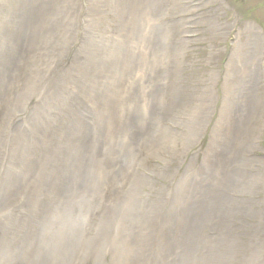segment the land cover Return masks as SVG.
I'll return each mask as SVG.
<instances>
[{
    "label": "rangeland",
    "instance_id": "obj_1",
    "mask_svg": "<svg viewBox=\"0 0 264 264\" xmlns=\"http://www.w3.org/2000/svg\"><path fill=\"white\" fill-rule=\"evenodd\" d=\"M44 4L45 7L48 6L51 9L49 14L47 12L48 10H46L47 15L43 12L40 14L39 11L44 7ZM171 6L173 8H171ZM12 7L14 9V14L9 13ZM0 9V22L2 23L0 25V57H2L8 49L13 48V60L7 68V70L10 68L8 71L10 74L3 75L2 79L4 82L0 84V264H137L139 255L136 253V250L137 248L140 249V244L138 245L134 240L135 234L139 237L152 230L150 227H153V223H156L154 220L159 218L158 214L164 211L168 203H171L172 196L169 195V193L172 192L173 194L174 188H176L174 190L175 192L179 191V188L183 186V179L188 177L186 175L187 170L191 167L195 168L199 165H205L204 158L209 146L212 147L209 152L211 153L213 150L211 165H213V162L219 157L220 153L218 152H221L219 150L225 149L220 141L224 138L223 136L212 138L217 121L225 108H228V111H234L236 108L235 112L242 113V100L238 99L236 93L234 94L233 78L227 75V68L232 58L237 54L238 46L246 42L248 27L256 26L264 38V0H98L97 3L96 0H32L31 2L28 0H0ZM116 10L118 11L116 12ZM29 11L33 12V29H31L32 31H25L20 24H26H23V19ZM40 16H42V18ZM196 19L199 20L195 21ZM64 20H68L67 23ZM179 20H182V22H178ZM215 22L219 27L220 37H212V34L215 35L216 33L213 32L210 34V32H208L209 26L215 25ZM183 23L186 25L185 28L187 27L185 29L186 32L182 30ZM36 25L37 27H34ZM48 27L53 28L56 32H49V34H47L46 28ZM177 27H181V29H179L180 31H175ZM22 39L24 41L19 45ZM70 42L73 45L70 46ZM64 44H66V47L70 46V49L68 48L66 52L65 49L62 50ZM105 44L106 46H104ZM114 44L117 45L115 46ZM95 47L97 48L95 49ZM91 48H93L94 51ZM119 48L122 50H119ZM163 48H165V51ZM51 49L62 51L61 55H59V57L55 56L51 60V56L48 52ZM37 50L41 52L44 51L40 54L41 56H39H43V59L50 62V67L52 66V69L55 68L58 63L59 72L66 76H68L69 72L73 69L72 65L78 53L87 51L85 53L98 55L100 57L104 55V63H107L106 66L108 67V71L103 72L101 76V87L103 86L105 89L102 88L103 92L110 93L111 97L114 99L117 109V122L122 129L114 136L104 139V141H99L93 137L87 138L84 144L81 154L83 157H89L91 160L92 170L94 169V174H97H95V177L98 184L95 188V192H92L89 199L85 200V205L76 208V214L80 219L84 220L92 216L89 220V225L87 227H81L80 224H77L78 221L80 223V220L76 221L77 219H73V217L69 218L70 224L73 226L71 229H74L72 233L69 231L70 229H66L64 220L57 218L55 224L51 222L50 225L44 226L47 233L40 236V223L43 221L48 208L44 206V197H42L41 206H38L39 208L37 207L39 210H36L32 204L33 196L38 186V177L37 170L31 171L29 165H34L33 163H36L35 160L43 164L42 161L53 158L57 166L63 164L61 157L64 159L65 163L69 156L66 146L61 145L54 138L55 132L59 130L60 125L65 120L61 118L63 111L60 110L52 100L55 94L54 92H56V86L52 84L57 82L58 76L49 81V87L54 89L53 93H48L41 99L37 97L29 99L30 96L38 92L42 77L47 74L48 71L52 70L50 67V69L46 68L47 70L28 69L35 61L37 55L35 52H37ZM261 54L264 59V39L262 41ZM124 58L127 59L125 62L126 64L124 63ZM236 59L237 58H235V60ZM157 67L161 71L160 74L156 73L155 69H157ZM25 69L26 72H24ZM35 71L37 73H35ZM29 72L31 74H29ZM148 75L150 76V83L146 82ZM155 76H157L159 81L155 80ZM30 78L32 79L30 80ZM141 79H143L142 82ZM113 80L115 83H113ZM18 83L21 85L19 86ZM70 83H72V81ZM261 84H264V73L262 74ZM260 86L258 90H261L258 91V94H260L259 96L262 98L264 87L262 88V86ZM106 87H109V89ZM148 89L151 90L149 97L144 93V91ZM113 90L116 92L112 93ZM254 93H252V95ZM197 97L198 100L193 102ZM251 97L254 99L255 96ZM69 98L74 99V96L71 95ZM51 113H55V116L52 119H47L46 117L50 116ZM256 114L257 113H255L253 109L249 112V116H255ZM40 116L44 117L45 127L47 126L46 129H48L46 133L42 132V135L39 137V142L41 141L40 144L35 145H41L44 146V148L40 153L35 152V160H33V158L31 160V146L33 143L32 130ZM133 117L136 121L138 120L136 125L132 122ZM255 117H258L257 124H260L262 120H264V112H260V114ZM83 119L87 125L91 124L87 117ZM201 122L204 123V126L203 134L199 138L200 140L198 143L196 142L193 144L194 146L192 145L190 147L188 144V146L184 148L186 149L185 152H183L182 147L186 135L191 133L193 124ZM130 127H132L131 131ZM144 130L148 131L144 133ZM108 141L112 142L110 143ZM213 143L216 145H213ZM257 146L258 147L251 152L250 156L261 157V159H263V166L261 167L263 178V132L260 133V140ZM118 147H121L120 151H123L122 149L124 147L129 149V151L128 153L125 151L124 156L121 157L120 160H118V154L112 156L111 164L106 165L104 163V157L111 154L114 149ZM102 150H104L105 153ZM138 153L140 155H138ZM238 154L237 152L235 158L236 162H238V164H235L238 165V171L242 172L244 170L252 173L250 167H245V164L239 162ZM99 158L101 160H99ZM232 158V156L229 157L226 164L230 163ZM217 162L216 160L214 165L217 164ZM252 163L251 165H253ZM131 164H133V167ZM235 165L233 164L231 166L235 167ZM58 171L62 170L60 169ZM152 172H154V174H152ZM3 177L6 178V180ZM57 177L58 172H56V178ZM56 178L54 176V179ZM98 179L100 181H98ZM119 183L123 184L120 185ZM31 184L32 186H30ZM60 186H58V188ZM262 186L263 194L259 192V187H257L254 192H251L252 190L250 191V195L253 193L251 196L248 195L247 192L245 194L242 193L245 200L251 199L254 202V209L259 207L258 202L262 197L264 200V182L261 183V187ZM180 190L184 192V187ZM119 191L120 194L116 197ZM49 192L51 197L48 195L46 196L50 197L52 200L54 192L51 189ZM189 192H191L190 189ZM149 203L150 205H157V207L162 208L156 214L157 216L152 215L155 213V210L151 212V216L149 215L147 217L149 218L147 222V218L142 220L140 216L144 214ZM112 205H120L121 207H119L124 214V218L120 223L126 227V230L122 232L121 229L119 244H116V241L111 237L107 238L99 235V233H96L98 229H94L96 225L97 228H99V225L103 221L105 225L109 221L114 220L110 216L114 210ZM106 209H108L109 212L108 210L106 211ZM150 210H148L147 213ZM262 210L264 212V206H262ZM34 212L35 214L33 215ZM42 213L44 214L42 215ZM61 215L67 218L66 211ZM131 218H133L131 223L140 222L136 224L135 229L128 225ZM72 221H74V223H72ZM243 222H245L247 226L250 224L249 227L253 230L257 231V229H262V231L257 232V236L259 235L261 237L260 239L264 240V214L260 215L259 220L258 218L252 220L245 218L242 220V223ZM233 223L236 224L237 228L241 226L238 222ZM233 239L237 245V258L232 264H246L244 260L249 254L247 250L249 238L241 234L239 230H235ZM107 240V244L102 250H99L97 248L100 246L99 243L102 244ZM48 243L50 246H48ZM262 243L264 245V242ZM251 244H253V241L249 243V245ZM140 251L144 253L143 247ZM183 251L184 247L176 249L173 255L168 254V260L175 259V254H181ZM262 254H264V247L260 255ZM199 257L202 256L198 255V258ZM234 258L235 257H233V259ZM260 258L262 259L258 264H264V255L258 257V259Z\"/></svg>",
    "mask_w": 264,
    "mask_h": 264
},
{
    "label": "bare ground",
    "instance_id": "obj_2",
    "mask_svg": "<svg viewBox=\"0 0 264 264\" xmlns=\"http://www.w3.org/2000/svg\"><path fill=\"white\" fill-rule=\"evenodd\" d=\"M28 1L31 2L32 0H28ZM57 1H59V0H57ZM75 1H79V0H75ZM97 1L98 0H96V3H97ZM132 2H134V1H132ZM8 3H10V2H8ZM94 3H95V1H94ZM5 4H7V3H5ZM45 4L43 5L44 7H42L41 10H39L40 14L42 12L45 13L46 15H47V12H48V14L50 13V11H51L50 7H48V6L45 7ZM96 5H98V4H96ZM109 5H110V3H109ZM58 6H59V4H58ZM171 8H173V7L171 6ZM13 10L14 9L12 7L11 12H9V13L14 14ZM46 10H48V11L46 12ZM112 10H114V9H112ZM117 11L118 10H116V12ZM147 13H149V12H147ZM32 16H33V12L32 11H29L25 17L23 16L24 17L23 24L24 23H26V24H24V25L20 24V26L25 31H30L31 29H33ZM23 17H21V18H23ZM40 17L42 18V16H40ZM91 17H93V16H91ZM198 20L199 19H196L195 21H198ZM64 21L67 23L68 20L67 21L64 20ZM143 22H144V20H143ZM178 22H182V20H179ZM1 24L2 23L0 22V25ZM185 26L186 25L183 23L182 30H184L186 32L185 29L187 27L185 28ZM16 27H17V25H16ZM34 27H37V25L34 26ZM223 27H221V28H223ZM224 28L226 30H228L226 27H224ZM179 29H181V27L180 28L177 27L175 29V31H180ZM46 31H47V34H49V32L50 33H52V32L55 33L56 32L51 27L46 28ZM247 31H248V36H247L246 42L243 43L241 46H238L237 54L234 56V58H232L229 66L227 68V75H229V77L231 76L233 78L234 94L236 93L238 99L242 100V109H241L242 113L235 112L236 108L234 109V111H228L227 110L228 108L227 109L225 108L223 110L219 120L217 121L216 128H214L215 131H214L213 136H212V138L213 137L217 138V137H220V136L224 137L220 141L222 142V144L225 147V149L219 150L221 152H218V153H220V155L216 159L218 161L217 164L214 165V163L216 161L215 160L213 162V165H211V162H212L211 157H212L213 150L210 153L209 151L211 150L212 147L209 146V148L207 149V153L205 155V158H204L205 165H199L198 167H195V168L191 167L190 169L187 170L186 175L188 177L183 179V186H182V187H184V192H183V190H180L182 187L179 188V191H175V192H174V190L176 188H174L173 189V194H172V192L169 193V195L172 196L171 203H168L167 207L164 209V211L163 212L161 211V213L158 214L159 218L158 219L156 218L157 220H154V221H156V223L155 224L153 223L154 226L150 227V228H152V230L149 231L148 233L144 234L143 236H139V237H137L136 234H135L134 240L138 243V245L140 244V249L142 247L144 249V253H141L140 249H138V248L136 250V253H138V255H139L137 264H211V263H213V264H232V262L235 261V259L237 258L236 257L237 245H236V243L234 242V239H233L235 230H239L241 234H244L245 236H247L249 238V240L247 242V250H248L249 254H248L247 258L244 260L246 264H258V262L262 259V258L258 259V257L264 255V254L260 255L261 252L263 251L264 245H263L262 242H264V240L260 239L261 237L259 235L257 236V232L262 231V229H257V231H256V230H253L251 227H249L250 224L247 226L245 222L242 223V220L245 219V218H249L251 220L258 218V220H259L260 219V215L264 214V212L262 210V206H264L263 197L258 202L259 207L257 209H254L253 208L254 207V202L251 199L245 200L243 198V194H242V193L245 194L247 192V194L250 195V191L252 190L251 192H254L257 187H259L258 188L259 192L261 194H263V189H262L263 186L261 187V183L264 182V179H263L264 177L262 178V173L263 172L261 173V171H262L261 167L263 166V164H262V160L263 159H261V157L250 156L251 152L258 147L257 143L260 140V133L261 132L264 133V120H262V122L260 124L259 123L257 124L258 117H255L256 115L258 116V114H260V112H264L263 111L264 110V94H263L262 98L259 96L260 94H258V91L261 90V89L258 90V87L260 85L262 86V88L264 87L263 86L264 84L263 85L261 84L262 74L264 73L263 72V70H264V59H263V56L261 54L262 41H263L264 38L262 37L260 30L256 26L248 27ZM185 32H183V33H185ZM208 32H210V34H212L213 32L216 33L215 35L212 34V37H214V36L220 37L219 27H218L216 22H215V25H210L209 26ZM11 36H12V34H11ZM13 36H15V35H13ZM50 37H51V35H50ZM58 37H60V36H58ZM28 38H30V37H28ZM101 39H103V38H101ZM23 41H24L23 39L20 40L19 45ZM64 42H65V40H64ZM165 42H168V41H165ZM91 43H92V41H91ZM160 44H162V43H160ZM47 45H49V44H47ZM65 45L66 44H64V46L62 47V50L65 49V52H66L68 50V48L71 45H73V44L70 42L69 43V45H70L69 47H66ZM9 46H10V44H9ZM93 46H91V47H93ZM104 46H106V44ZM108 46H109V44H108ZM43 48H44V46H43ZM93 48H91V49H93ZM96 48L97 47H95V49ZM185 48H187V47H185ZM112 49H113V47H112ZM163 49L165 51V48H163ZM12 50H13V48L8 49V51L6 53H4L2 57H0V84H2L4 82V80L2 79L3 75L5 76V75H9L10 74V72H8L10 70V68L8 70H7V68L9 66L10 62H12V60H13V56H12L13 52H12ZM86 50H87V48H86ZM119 50H122V49L119 48ZM90 51H92V50H90ZM93 51H94V49H93ZM27 52H29V51H27ZM43 52L38 51V50H37V52H35L37 54L36 57H35V61L33 62L32 65H30V67L28 69L33 68V69H37V70H42V69L44 70V69L50 67V62H48L46 59H43L42 58L43 56L40 57L41 56L40 54L43 53ZM48 52H49V55L51 56L50 59L52 60L55 56L59 57V55H61L62 51H59V50L57 51L55 49H51ZM85 52H87V51L80 52V53H78V55L76 53L77 56L74 55L76 57H75L73 65H72L73 69L69 72L68 76L62 75L59 72L60 70H59V64L58 63H57V66L55 68H53V69H52V66H51L50 68L52 70L48 71V73L45 74L42 77V79L40 81V87L38 86L39 90L37 89L38 92H36L32 96H30V98H29V99H31L33 97H37L38 99H41L44 95H47L48 93H51V92L53 93L54 89L49 87V81L52 78H55L56 76H58L57 82L52 84L53 86H56V92H54L55 94L53 95V99L52 100L59 107V109L63 111V114H62L61 118L65 119V120L63 121L62 119H60V120L63 121V123L60 125L59 130L57 132H55L54 138L58 141V143H60L61 145L66 146V148H67V150L69 152V156L67 157L65 163H64V159L61 157V160H62L63 164H60V165H57V166L55 165V160L53 158H50V159L47 158L48 160L42 161L43 164L41 162H39V161L34 159L35 152L36 153H40L41 150L44 148V146H41V145L40 146H35V145H39L40 144L41 141L39 142V137L42 135V132L46 133L47 129H48V128L46 129L47 126L45 127V119H44V117L43 116H40L39 118L37 117L38 120L36 122L35 127L32 130V135H33L32 141H33V143H32V146H31L32 147L31 148V155H32L31 156V160L33 158V160H35L36 163H33L34 165H29V166H30V170L31 171L32 170L33 171L37 170V177H38V179H37L38 180V186H37V189L35 190L32 204H33V206H34V208L36 210H39V209H37V207L41 206V200H42V197H44L45 198V205L44 206H46L48 208L47 211H46V214H45V216L43 218V221L40 223V226H41V228H40L41 235L40 236H43L45 233H47V230H46V228L44 226L50 225L51 222H53L55 224V221H56L57 218H61L62 220H64V222L66 223V229L67 228L70 229L69 231L71 233L74 232L73 231L74 229L73 230L71 229V227H73V226L70 224L69 218L73 217V219H77L76 221L80 220V223L78 221L77 224H80L81 227H87L89 225V220L92 218V216L89 217L88 219L82 220V219L79 218V216H77L76 208L81 206V205L82 206L85 205V200L89 199L90 194L92 192H95V188H96L98 182H97V179L95 177L96 173L94 174V172H93L94 169L92 170L91 160L89 159V157H83L81 152H82V150L84 148V144H85L87 138H93L94 137L95 139H97L99 141L100 140L104 141V139H108L109 137L114 136L118 131L122 130L121 127L119 126V123L117 122V109H116V106H115L116 104L114 103V99L111 97L110 93L103 92L102 91L103 86L101 87V76H102L103 72L108 71V67L106 66L107 63L106 64L104 63V61H105L104 60L105 59L104 55H103V57H100L98 55L88 54V53H85ZM92 53H94V52H92ZM145 54H146V52H145ZM120 55H122V54H120ZM163 55H162V57H163ZM62 56H63V54H62ZM44 57H45V55H44ZM46 58H47V56H46ZM235 58H237V59L235 60ZM62 59H64V58H62ZM142 59H143V57H142ZM126 60L127 59L124 58V63L126 62ZM60 62H61V60H60ZM72 66H70V67H72ZM237 66H239V67H237ZM158 67L155 70H156V73L160 74L161 71H160V69H158ZM237 71H240V72H237ZM24 72H26V69H25ZM35 73H37V72L35 71ZM29 74H31V73L29 72ZM132 74H133V72H132ZM31 79L32 78H30V80ZM133 79H134V77H133ZM110 80H109V82H110ZM142 80L143 79H141V82H142ZM155 80H158L157 76H155ZM55 81H56V79H55ZM71 81H72V83H70ZM62 82H65V83H62ZM103 82H104V80H103ZM146 82L150 83V76L149 75L147 77ZM113 83H115V81ZM20 85L21 84H19V86ZM137 86H139V85H137ZM230 86H231V84H230ZM10 87H11V85H10ZM23 88H24V86H23ZM106 88L109 89V87H106ZM254 90L257 91V92H255ZM113 92H116V91L113 90L112 93ZM144 93H145V95H147L149 97V94L151 93V90L150 89L145 90ZM252 93H254V94L252 95ZM71 95L74 96V99L69 98ZM11 96H12V94H11ZM251 96H255L254 99ZM15 97H16V95H15ZM6 98H4V99H6ZM141 98H142V96H141ZM163 98H165V97H163ZM197 100H198V97H197V99H194L193 102H195ZM14 102H15V100H14ZM131 102H132V100H131ZM20 103H21V101H20ZM251 109H253V111L255 113H257L255 116L254 115L249 116V112H250ZM2 110H3V108H2ZM192 110H193V108H192ZM247 112H248V114H247ZM55 113H51L50 116H48L46 118L47 119H52L55 116ZM123 113H124V111H123ZM41 115H42V113H41ZM86 117L90 121V123H91L90 125H87V123L84 121L83 118H86ZM200 117H201V115H200ZM195 119H196V117H195ZM23 122H25V121H23ZM132 122L136 125L138 120L136 121V119L133 117ZM125 123H127V122H125ZM203 126H204V123H202V122L193 124V129H192L191 133L186 135V138L184 139L183 147H182V151L183 152H185L186 149H184V148H186L188 146V144L191 147L196 142L198 143V141L200 140L199 138L203 134L202 133L203 132ZM131 128L132 127H130V131H131ZM124 130H125V128H124ZM147 131L148 130H144L143 132L145 133ZM19 132H21V131H19ZM17 137H18V135H17ZM123 137H125V136H123ZM47 139H49V138H47ZM17 141H20V140H17ZM142 141H144V140H142ZM8 142H10V141H8ZM108 142H110V141H108ZM46 145H47V143H46ZM213 145H216V144L213 143ZM4 147H5V145H4ZM21 149H22V147H21ZM120 149H121V147H118V148L114 149V151L111 154H109L108 156L104 157V163L106 165L111 164L110 163L111 162V158H112V156H114L116 154L119 155L118 160H120L121 157L124 156L125 151H126V153H128V151H129V149H126V147H124L122 149L123 151H120ZM213 149H214V146H213ZM102 151L104 152V150H102ZM68 152H66V153H68ZM86 152H88V151H86ZM237 152L239 153L238 154L239 162H241L242 164H245V167L246 166L250 167V169L252 170V173L248 172V171H244V170L242 172L238 171V168H237L238 165H235V164H238V162H236V160H235ZM107 154H105V155H107ZM138 155H140V154L138 153ZM231 156L233 158L230 160V163L226 164V161ZM99 160H101V159L99 158ZM92 162H94V161H92ZM112 162H113V160H112ZM128 162H129V160H128ZM251 163L253 165H251ZM233 164L235 165V167L231 166ZM131 165L133 167V164H131ZM117 167H115V168H117ZM22 169H24V168H22ZM60 169L62 171H58ZM127 169H129V168H127ZM56 172H58V177L57 178H56ZM152 174H154V172H152ZM17 175H18V173H17ZM54 176H55L56 179H54ZM134 176H135V174H134ZM121 177H123V176H121ZM4 179L6 180V178H4ZM24 181H25V178H24ZM98 181H100V180L98 179ZM111 181H112V178H111ZM119 184L122 185L123 183H119ZM30 186H32V184ZM58 186H60V187L58 188ZM50 189L54 192L52 200L50 198L51 197L50 196V192H49ZM189 189L191 190V192H189ZM125 190H127V189H125ZM32 191H33V189H32ZM103 194H104V192H103ZM119 194H120V191L116 195V197ZM252 194L253 193H251V195ZM46 195H48L50 197H48ZM34 198H35V201H34ZM18 199H17V201H18ZM90 199H92V198H90ZM124 201H126V200H124ZM165 202H166V199H165ZM103 205H104V203H103ZM33 206H32V208H33ZM115 206H113L114 210L112 209L113 212L110 215L114 220H111V221L108 220L109 222L106 223L105 225H104V221H103L99 225V228H97V225H96V226H94V229L95 230L98 229V232H96V233H99V235L105 236L107 238L111 237L114 241H116V244L117 243L119 244L120 243V232H121V229H122V232H124L126 230V227L123 224L120 223V221L123 220V218H124V214H123V212L120 209L121 206L120 205H119L120 207L118 205L116 207ZM156 207H157V205H150V203H149L148 208L145 210L144 214L140 216V218L142 220L146 219L150 215V213L153 212L154 210H155V213H153L152 215H156L160 211V209L162 208V207H157V208ZM12 208H15V207H12ZM107 210L108 209H106V211ZM109 210H110V208H109ZM109 210H108V212H109ZM148 210H150V211L147 213ZM65 211L67 212V218L61 215V214H64ZM128 212H130V211H128ZM34 214H35V212L33 213V215ZM36 214H37V212H36ZM43 214L44 213H42V215ZM132 219L133 218H131V220L128 222V225L134 227V229H135L136 228V224H138L140 222L131 223ZM148 220H149V218H147V222H148ZM233 222H238L241 226H239L237 228L236 224H234ZM72 223H74V221H72ZM87 230H89V229H87ZM122 235H123V233H122ZM92 239H94V238H92ZM96 241H97V239H96ZM251 241H253V244L249 245V243ZM107 242H108V240L104 241L102 244L99 243L100 246L97 247V248L99 250H102L103 247L107 244ZM48 246H50L49 243H48ZM182 247H184V251L181 254H175V257H176L175 259H169L168 260V254L173 255L174 254L173 252L176 249L182 248ZM91 249H93V248H91ZM198 255H201L202 257L198 258ZM233 257H235V258L233 259ZM83 263H85V262H83Z\"/></svg>",
    "mask_w": 264,
    "mask_h": 264
}]
</instances>
